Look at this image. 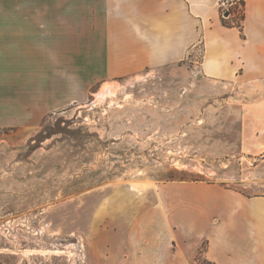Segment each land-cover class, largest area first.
Wrapping results in <instances>:
<instances>
[{"label":"rangeland","instance_id":"obj_1","mask_svg":"<svg viewBox=\"0 0 264 264\" xmlns=\"http://www.w3.org/2000/svg\"><path fill=\"white\" fill-rule=\"evenodd\" d=\"M202 55L98 84L36 126L0 127V264H103L98 252L129 236L134 186L264 194V147L245 123L263 116L264 78H208Z\"/></svg>","mask_w":264,"mask_h":264},{"label":"crops","instance_id":"obj_2","mask_svg":"<svg viewBox=\"0 0 264 264\" xmlns=\"http://www.w3.org/2000/svg\"><path fill=\"white\" fill-rule=\"evenodd\" d=\"M223 1L0 0V127L36 126L98 84L197 46L208 78H264V0H245L242 29L223 24ZM246 121L259 131L250 144L264 147V111ZM131 190L129 236L99 263L264 264V194L201 181Z\"/></svg>","mask_w":264,"mask_h":264},{"label":"trees","instance_id":"obj_3","mask_svg":"<svg viewBox=\"0 0 264 264\" xmlns=\"http://www.w3.org/2000/svg\"><path fill=\"white\" fill-rule=\"evenodd\" d=\"M230 5L227 12L229 16H225V11L222 10V22L228 27H238L242 29L243 21L245 19V0H224Z\"/></svg>","mask_w":264,"mask_h":264},{"label":"bare ground","instance_id":"obj_4","mask_svg":"<svg viewBox=\"0 0 264 264\" xmlns=\"http://www.w3.org/2000/svg\"><path fill=\"white\" fill-rule=\"evenodd\" d=\"M110 90H111L110 87H109V86H106V87L104 88V90H103L101 93L98 94L99 97L104 98L105 95H106L108 92H110Z\"/></svg>","mask_w":264,"mask_h":264},{"label":"built area","instance_id":"obj_5","mask_svg":"<svg viewBox=\"0 0 264 264\" xmlns=\"http://www.w3.org/2000/svg\"><path fill=\"white\" fill-rule=\"evenodd\" d=\"M224 6H227L226 8ZM230 5L226 2H222V10H226L225 11V16H229V13L227 12V10L229 9Z\"/></svg>","mask_w":264,"mask_h":264}]
</instances>
